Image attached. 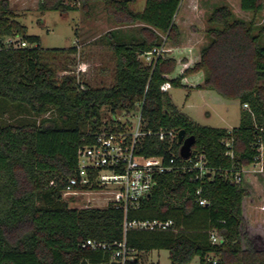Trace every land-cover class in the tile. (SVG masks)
Wrapping results in <instances>:
<instances>
[{
    "label": "trees",
    "instance_id": "1",
    "mask_svg": "<svg viewBox=\"0 0 264 264\" xmlns=\"http://www.w3.org/2000/svg\"><path fill=\"white\" fill-rule=\"evenodd\" d=\"M182 2L147 0L145 9L136 12L137 0H41L39 13L62 17L81 12L90 19L101 5L115 25L100 38L116 61L115 85L95 89L83 88L74 75L57 77L45 57L66 50L42 49L40 37L28 34L9 0H0V110L6 104L42 117L39 122L5 125L0 116V264H96L103 253L84 250L85 241L124 240L123 209H72L63 192L76 173L80 148L91 145L102 128L120 125L117 114L126 116L138 107L145 131H184L185 138L195 137L193 159L205 156L216 174L195 180L196 172L182 170L189 164L181 160L178 138L169 144L147 137L140 153L174 156L179 169L161 176L151 196L130 210L127 220H172L176 231H129L127 245L140 254L166 250L172 264H190L196 257L200 264H264V250L247 232L244 207L251 192L247 184L252 183L247 179L264 174H247L241 184L223 174L233 166H250L259 140L264 141V27L256 33L264 0H240L241 10L253 15L249 22L236 18L228 5L214 8L207 19L209 43L201 49L200 60L173 79L175 59L147 65L142 56L168 43L180 44L175 19ZM125 27L136 34L126 33ZM198 73L204 74V81L196 90L239 102L238 127L200 126L180 112L163 89L166 84L189 89L183 80ZM104 109L112 114L109 123L103 121ZM227 140L233 141L234 159L227 155ZM199 198L207 205L200 206ZM212 233L220 244L212 243Z\"/></svg>",
    "mask_w": 264,
    "mask_h": 264
},
{
    "label": "rangeland",
    "instance_id": "2",
    "mask_svg": "<svg viewBox=\"0 0 264 264\" xmlns=\"http://www.w3.org/2000/svg\"><path fill=\"white\" fill-rule=\"evenodd\" d=\"M41 0H9L13 12L19 15V21L28 28V34L41 39L42 49H65L66 52L57 55H46L45 62L52 66L61 78L74 75L77 83L89 88H111L115 85L116 61L110 48L100 41V38L115 28L113 22L105 14L103 7L97 5L90 19L81 12H73L62 17L57 12L44 15L39 13ZM147 0H137L133 6L136 12L145 9ZM194 1V2H193ZM185 8L176 16L175 22L180 31L179 45H165L167 49H179L167 54L166 57L176 59L177 68L172 77H179L185 69L193 67L200 60L201 49L209 43L206 35L207 19L214 8L228 5L238 19L246 22L253 15L241 10L240 0H184ZM259 32L264 27V11L258 18ZM134 28H124L128 34H136ZM264 46V38L262 39ZM20 43H17L19 46ZM75 46V47H73ZM20 47V46H19ZM27 47H32L27 45ZM72 47V48H71ZM74 50V51H70ZM189 57V58H188ZM189 65L186 68V63ZM185 65V66H184ZM170 76V77H171ZM204 74L198 73L188 77L183 84L189 89H164L180 112L190 117L194 122L204 127L232 130L239 126L241 106L237 101H228L213 91L196 90L192 85L202 84ZM190 85V86H189ZM82 88V89H83ZM140 108L129 115L119 113L117 118L127 121L135 120ZM2 123L5 125L21 122H39L42 117L30 114L18 106L3 105L0 110ZM112 114L103 110V121L109 123ZM251 189L245 200L247 232L254 239L258 249L264 250V178L247 179ZM246 184V183H245ZM110 196L103 193H91L80 197H64V201L72 209L107 207ZM140 264H172L169 252L166 250L152 251L140 254ZM190 264H200L196 257Z\"/></svg>",
    "mask_w": 264,
    "mask_h": 264
},
{
    "label": "built area",
    "instance_id": "3",
    "mask_svg": "<svg viewBox=\"0 0 264 264\" xmlns=\"http://www.w3.org/2000/svg\"><path fill=\"white\" fill-rule=\"evenodd\" d=\"M12 44L16 47H27L26 43H20L19 46L16 42H12ZM174 50L179 49H167L163 45L161 48L144 54L142 59L147 65H156L160 58L174 59L166 57ZM170 78L178 77L171 76ZM165 88H170V85L166 84L163 89ZM244 107L247 108V106ZM116 120L121 124L114 128H102L94 136L91 145L80 148L76 173L68 179L63 192L64 197H80L91 193L107 194L110 196L107 207L113 205L125 212L124 240L122 242L102 243L88 240L81 245L84 250L103 253L102 260L96 264H134L139 262L140 253L131 249L126 242V235L129 231H176L175 223L172 220H134L129 222L127 215L130 210L138 209L142 202L151 196L161 176L179 169L174 156L166 159L165 157L142 155L140 149L143 141L147 137L155 136L160 142L172 144L178 135L173 131L158 133H154L152 130L145 131L140 111L134 121H131L129 116L124 122L121 118H116ZM226 148L227 155L234 159L232 140L226 141ZM181 160L189 164L188 167L182 168L183 171L196 172L195 180L205 176L212 179L216 174L214 169L207 166L206 158L203 155L195 156L194 159L192 155L188 160L182 158ZM223 174L227 181L234 184H241L247 174H264V141L259 140L254 161L250 166L241 168L233 166ZM196 195L199 197L201 190L197 191ZM198 203L200 206L207 205V201L202 198L198 199ZM211 240L213 244L221 243V239L216 233L211 234Z\"/></svg>",
    "mask_w": 264,
    "mask_h": 264
},
{
    "label": "water",
    "instance_id": "4",
    "mask_svg": "<svg viewBox=\"0 0 264 264\" xmlns=\"http://www.w3.org/2000/svg\"><path fill=\"white\" fill-rule=\"evenodd\" d=\"M178 142L181 145L180 147V157L184 160L190 159L192 156V149L195 145V137L185 138V132L182 131L178 134Z\"/></svg>",
    "mask_w": 264,
    "mask_h": 264
},
{
    "label": "crops",
    "instance_id": "5",
    "mask_svg": "<svg viewBox=\"0 0 264 264\" xmlns=\"http://www.w3.org/2000/svg\"><path fill=\"white\" fill-rule=\"evenodd\" d=\"M193 2H194V1H193ZM187 8H188V7L185 8V2H184V0H183L179 12H181L182 9H184L185 11H186V10L188 11ZM73 47H75V46H73ZM71 48H72V47H71ZM188 58H189V57H188ZM186 65H189V62H187ZM187 80H188V78H186L183 82L185 83ZM185 84H186V83H185ZM198 85H200V84L192 85L191 87H196V86H198ZM189 86H190V85H189ZM169 89H172V88L170 87ZM169 89H168V90H169ZM140 259H141V258H140ZM139 262H140V260H139Z\"/></svg>",
    "mask_w": 264,
    "mask_h": 264
}]
</instances>
